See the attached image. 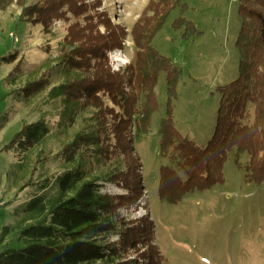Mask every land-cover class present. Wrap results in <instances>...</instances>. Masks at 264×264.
<instances>
[{
	"label": "trees",
	"instance_id": "obj_1",
	"mask_svg": "<svg viewBox=\"0 0 264 264\" xmlns=\"http://www.w3.org/2000/svg\"><path fill=\"white\" fill-rule=\"evenodd\" d=\"M237 2L239 76L219 88L215 130L200 147L177 130L170 107L181 71L153 45L170 14L177 8L187 10L185 0L149 1L130 33L135 59L119 71L113 70L109 53L124 49L128 31L108 11L97 10L100 2L0 0V12L15 3L21 8L18 21L40 25L45 34H51L56 22L72 16L60 60L63 70L74 77L51 86L53 74L48 69L9 95L29 102L49 88V100L65 106L62 126L74 127L77 118L82 120L56 154H34L50 132L44 120L23 125L5 146L6 151L19 148L29 153L16 166V186L20 193L28 188L37 193L16 212L15 222L2 230L0 264H164L154 243L153 221L129 220L121 213L137 209L143 197L134 138L149 132L158 109L155 88L162 72L167 73L169 105L159 129L160 152L172 165L161 168L159 197L178 204L192 192L223 183L225 164L233 152L238 164L243 154L249 156V182H264V0ZM174 27L184 29L186 40L201 33L183 15ZM4 61L16 63L5 79L15 80L23 71L24 58L18 60L13 51ZM53 160L63 161L64 171L36 178ZM108 183L122 187L126 194L102 193ZM11 235L21 247H10Z\"/></svg>",
	"mask_w": 264,
	"mask_h": 264
},
{
	"label": "rangeland",
	"instance_id": "obj_2",
	"mask_svg": "<svg viewBox=\"0 0 264 264\" xmlns=\"http://www.w3.org/2000/svg\"><path fill=\"white\" fill-rule=\"evenodd\" d=\"M88 1L100 2L98 11H108L115 23L127 28L124 49L109 53L112 68L133 63L137 50L130 33L150 0ZM185 2L187 10L177 8L170 14L153 45L181 71L177 96L170 101L176 128L203 147L215 130L221 100L219 88L239 76L236 42L241 18L237 0ZM20 14L21 8L15 3L0 12V201L4 204L0 207V234L15 222L16 212L37 193L33 188L20 193L16 186V166L29 153L19 148L6 151L5 146L23 125L44 120L50 132L34 154H56L62 142L82 125L81 118L76 119L74 127L60 124L65 106L61 101L49 100V88L29 102L9 95L48 69L53 74L51 86L74 77L63 70L60 60L72 16L69 21L56 22L51 34H45L40 25L19 22ZM182 15L196 25L199 35L183 38L184 29L174 27ZM13 51H17L18 60L24 58L25 65L15 80L6 81L16 63H7L4 58ZM167 89V73L162 72L155 88L158 109L152 115L149 132L134 138L142 165L143 197L137 209H122L121 213L129 220L153 221L154 243L164 264H264V182L259 185L248 181L247 154L240 157L238 164L235 152L231 153L224 168V182L210 190L192 192L178 204L159 197L161 168L172 165L160 152L159 129L168 114ZM64 168L63 161H50L36 178L52 177ZM101 192L126 194L122 187L111 183L103 186ZM7 241L12 248L21 247L14 235Z\"/></svg>",
	"mask_w": 264,
	"mask_h": 264
},
{
	"label": "built area",
	"instance_id": "obj_3",
	"mask_svg": "<svg viewBox=\"0 0 264 264\" xmlns=\"http://www.w3.org/2000/svg\"><path fill=\"white\" fill-rule=\"evenodd\" d=\"M121 68H123V66H120V67L116 66V67L113 68V70L114 71H119ZM3 205L4 204L0 201V207L3 206Z\"/></svg>",
	"mask_w": 264,
	"mask_h": 264
}]
</instances>
